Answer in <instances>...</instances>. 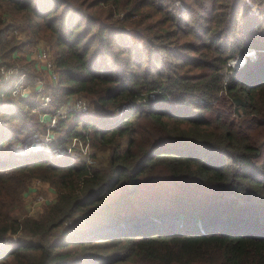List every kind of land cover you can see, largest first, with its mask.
Masks as SVG:
<instances>
[{"label": "trees", "instance_id": "obj_1", "mask_svg": "<svg viewBox=\"0 0 264 264\" xmlns=\"http://www.w3.org/2000/svg\"><path fill=\"white\" fill-rule=\"evenodd\" d=\"M39 41L44 110L90 100L48 149L94 165L19 149L46 126L0 89V264H264V0H0V64L30 79ZM33 179L56 195L29 216Z\"/></svg>", "mask_w": 264, "mask_h": 264}, {"label": "rangeland", "instance_id": "obj_2", "mask_svg": "<svg viewBox=\"0 0 264 264\" xmlns=\"http://www.w3.org/2000/svg\"><path fill=\"white\" fill-rule=\"evenodd\" d=\"M249 6L252 11H255V12L258 11V6L252 4L250 1H249ZM22 37H23V33L18 31L17 38L20 39ZM41 50L46 52L47 60L51 62V66H52L51 73H50V69H47V68L44 69V65L36 61V56ZM47 51L48 50H47L46 44L43 41H39L35 46L24 50L26 58L32 62L31 69H30L31 77L29 79V84L27 85V90L25 91L24 95L23 96H20L21 94H18L16 96L13 95L14 98L17 100L20 98H24L28 100L32 104V106H34L32 111L37 114L38 120L46 127H47V124L51 122V118L49 116L55 114L56 113L55 111L63 110L68 105L70 107V105L73 102L82 100L83 98L87 100L88 106L90 103V100L87 97L70 96L68 99H64V102L60 105V107H58L57 109L51 112H46L43 107L42 109H40L38 102H40L41 101L40 99H42L43 97L45 98L46 96L50 97L51 99L52 89L56 87V84L58 81L57 74L53 71L54 69H53V65L51 61V58H52L51 53ZM47 107L48 105L45 106V108ZM63 118H60L59 121ZM57 123L58 121L54 124V128L56 127ZM66 124H68L67 121H66ZM54 128L49 129L50 132L49 134H47L48 137L50 138V141L55 140L59 135L57 131H55ZM80 129H81L80 126L76 128L77 131H80ZM36 135L46 136V128L42 132H36ZM50 141L48 142V144L50 143ZM84 146L85 145L82 144V148H84ZM90 150H91V146L88 143L85 153L81 151L80 148L74 149V152L78 154H82L83 156L87 157V154L89 153ZM106 156H107L106 153L95 152V163L105 165V162L107 160ZM92 165H94L93 161H92ZM55 193H56L55 190L49 185L48 182L41 181L39 179L31 180L21 195V201L24 206L23 213L29 216H36V214L42 211V208L44 205L54 200L55 195H56ZM228 224L229 223H226V224L219 223L220 227L218 226V224H213L212 228L214 227V228H219V229H228V228H225L228 226ZM65 227H67V225ZM235 229L254 231V228L247 229L244 225L240 227L239 226L235 227Z\"/></svg>", "mask_w": 264, "mask_h": 264}, {"label": "built area", "instance_id": "obj_3", "mask_svg": "<svg viewBox=\"0 0 264 264\" xmlns=\"http://www.w3.org/2000/svg\"><path fill=\"white\" fill-rule=\"evenodd\" d=\"M36 61L38 63H42L44 65V69H50V73L52 72V66L51 62L47 60V54L45 51L41 50L38 55L36 56ZM29 84V79H27V75L25 73L19 72L15 68H8L5 65L0 64V89H8L12 93V95L16 96L18 94H21L20 96H23L25 91L27 90V85ZM41 101L38 102V105L40 106V109L42 107L45 109V106L48 105L50 102V97L46 96L45 98L43 97L40 99ZM88 102L83 98L82 100H78L73 102L70 107L69 105L65 107L63 110H57L55 111L53 115L49 116L51 118V122L47 124L46 127V136H37L36 133H33L30 137L26 139L25 142L20 146L17 144V147L21 150H32V151H37V150H45L47 153L51 156H56L61 152H66V153H71L74 151L76 148H80L81 151L84 153L86 152V148L88 146V143H82L81 140L78 138H73L66 147L65 150L61 149H48L49 145L52 140L50 141V138L48 137L47 134H49V129L54 128V124L59 121L60 118H63L67 112L70 111H76V112H85L88 109ZM46 138V139H45ZM50 143L48 144V142ZM82 144L85 145L84 148H82ZM91 150L87 154V157L83 156L80 154L82 157L85 158V162L87 164H92V160H90L89 155H90Z\"/></svg>", "mask_w": 264, "mask_h": 264}, {"label": "clouds", "instance_id": "obj_4", "mask_svg": "<svg viewBox=\"0 0 264 264\" xmlns=\"http://www.w3.org/2000/svg\"><path fill=\"white\" fill-rule=\"evenodd\" d=\"M246 55H250L251 58H253V59L256 58V57H255V53H254V51H252V52H250V53H246ZM229 63L232 65L233 68H236V67H238V66H242V65H239V62L236 61V60H231V61H229ZM225 82H227V81H225Z\"/></svg>", "mask_w": 264, "mask_h": 264}]
</instances>
